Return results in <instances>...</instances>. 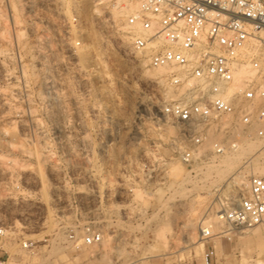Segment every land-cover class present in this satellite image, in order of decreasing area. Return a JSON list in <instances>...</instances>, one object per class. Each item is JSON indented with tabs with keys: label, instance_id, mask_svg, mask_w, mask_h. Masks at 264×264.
I'll use <instances>...</instances> for the list:
<instances>
[{
	"label": "rangeland",
	"instance_id": "374dc122",
	"mask_svg": "<svg viewBox=\"0 0 264 264\" xmlns=\"http://www.w3.org/2000/svg\"><path fill=\"white\" fill-rule=\"evenodd\" d=\"M120 3L0 0V170L13 174L0 172V259L204 264L211 249L213 264H264V223L212 220L247 194L241 178L264 168V139L240 136L237 149L251 144L243 154L217 157L212 144L231 137L211 126L197 159L184 163L178 128L161 114L173 99L166 71H150L132 50L125 25L136 0ZM244 55L260 67L249 81L264 84V44ZM87 229L101 243L81 245Z\"/></svg>",
	"mask_w": 264,
	"mask_h": 264
},
{
	"label": "built area",
	"instance_id": "2783aa9c",
	"mask_svg": "<svg viewBox=\"0 0 264 264\" xmlns=\"http://www.w3.org/2000/svg\"><path fill=\"white\" fill-rule=\"evenodd\" d=\"M94 1L99 7L121 6L120 0ZM125 26L132 34V50L146 58L149 69L166 71L165 82L174 97L162 105L161 114L178 128L184 163L197 159L211 126L231 137L212 144L210 153L217 157L237 150L240 136L264 139V84L246 81L236 95L228 96L235 72L248 60L245 50L264 31V0H136ZM250 60L259 75L258 63ZM220 215L236 229L261 225L264 176H250L247 194L237 204L227 203ZM4 234L0 227V237ZM201 236L211 238V230L201 228ZM69 238L79 247L74 236ZM101 241L100 233L87 229L81 245ZM213 258L214 251L208 249L204 264H213ZM0 264L15 263L3 258Z\"/></svg>",
	"mask_w": 264,
	"mask_h": 264
},
{
	"label": "bare ground",
	"instance_id": "6f19581e",
	"mask_svg": "<svg viewBox=\"0 0 264 264\" xmlns=\"http://www.w3.org/2000/svg\"><path fill=\"white\" fill-rule=\"evenodd\" d=\"M136 6V5H135ZM136 9V7H134V10ZM133 10V11H134ZM132 11V12H133ZM129 12H130V10H129ZM132 12H130L129 14H131ZM124 14H127V12H124ZM251 43H253V45H254V47H255V51L256 50H258V48H260V46L261 45H263L264 44V31H262V32H260L259 33V35H257L256 36V38H254L253 40H252V42ZM92 46H90V49H92L91 48ZM150 71H156V72H158V71H165V69H157V70H150ZM255 73V69H253V66H252V63H251V61L250 60H247L240 68H238V70L235 72V74H234V83H233V85H232V87L229 89V91H228V96L229 97H232V96H234V94H236L235 92H239L242 88H243V85H244V83L246 82V81H249V79H250V77H251V75H253ZM174 97L173 96V94L172 95H169V97ZM7 107V106H6ZM10 113V112H9ZM15 114V113H14ZM228 122H230L229 120H227V125L229 124ZM61 123V122H60ZM32 125L35 127V128H38V121H35V120H33L32 121ZM12 127V126H11ZM11 129V128H10ZM60 129H62V128H60ZM63 130V129H62ZM6 133V132H5ZM4 133V134H5ZM36 134H37V132H36ZM2 140V139H1ZM45 142V141H44ZM242 142H244V141H242ZM246 145L248 146L247 148H249L250 146H251V144H245V146L243 145V144H241V146L239 147V149H237V152H242L241 154H243V152H245V149H246ZM25 152V151H24ZM238 154V153H237ZM231 155H236V154H231ZM234 157L235 156H230V155H228V156H226V158L223 160V163H225L226 161H230L231 159H234ZM16 164V163H15ZM2 169H3V167H2ZM54 169V168H53ZM53 169H51L50 170V173H51V175L53 174V175H56V176H58L57 175V171L56 172H54L55 170H53ZM4 170V169H3ZM3 170H0V172H1V174L2 175H9V177L11 178L12 176H13V174H11V173H7V172H4ZM252 174L253 175H255V176H264V168H259V167H257V166H255V167H253V169H252ZM58 178V177H57ZM8 180H10L9 178H8ZM247 183H248V181L246 182V180H245V178L243 179V178H241V180L238 182V187H239V189H241V190H243V189H245V187H247ZM57 188V187H56ZM45 190V189H44ZM55 191V190H54ZM58 191V190H57ZM59 196V195H58ZM243 196H239V198L237 199V201L235 202V204H237L238 203V201L242 198ZM213 221H215V222H217L218 224L219 223H222L223 222V219H222V216L221 215H216L213 219H212ZM207 222L208 221H206V220H204L203 222H202V224H207ZM264 223V222H263ZM262 223V224H263ZM261 224V225H262ZM208 226V227H207ZM206 227L208 228V229H210L211 230V228H212V225L210 224H208V225H206ZM254 237L257 239V238H259L260 237V233H259V231L258 232H255L254 233ZM259 264H263L262 262H259Z\"/></svg>",
	"mask_w": 264,
	"mask_h": 264
}]
</instances>
